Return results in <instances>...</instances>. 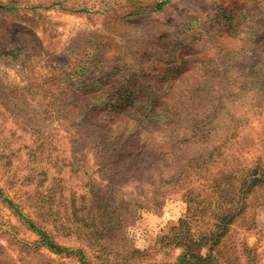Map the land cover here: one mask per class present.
<instances>
[{
	"label": "rangeland",
	"instance_id": "rangeland-1",
	"mask_svg": "<svg viewBox=\"0 0 264 264\" xmlns=\"http://www.w3.org/2000/svg\"><path fill=\"white\" fill-rule=\"evenodd\" d=\"M156 1L0 0V264H82L73 252L38 246L39 235L4 198L57 243L80 249L88 264L173 262L185 249L161 241L163 234L174 231L171 227L187 209L185 189L161 179L171 173L169 168L161 177L121 175L112 165L101 163L102 152L92 136L76 126L77 115L51 109L49 97V90L62 82V70L72 73L70 82L96 78L94 73L80 76L76 70L97 53L107 52L112 61L123 57L128 62L132 52L153 51L166 57L162 43L187 37L195 51L186 74L190 78H199L201 70L212 69L222 57L226 60L227 46L235 38L222 35L225 19L214 3L229 0H168L158 10L124 15ZM239 20L243 21V15L237 13L231 31ZM249 25L239 26L236 43L252 36ZM237 62L241 68L225 75L223 99L228 114L242 118L231 147L234 157L229 160L236 170L241 166L244 170L256 159L264 164V104L246 110L245 94L251 85L242 70L250 61L238 57ZM161 66L157 79L169 76L166 66ZM170 82L163 78L159 84L165 88ZM111 118L114 128L134 129L133 122L126 125L121 114ZM196 148L189 147L191 154L201 156ZM189 173L188 180L201 179L192 168ZM245 199L242 213L213 247L220 264H264V187L247 192ZM91 202L98 207L106 204L105 223L98 224ZM211 222L205 215L190 226L196 231ZM211 244L210 240L196 252L206 255Z\"/></svg>",
	"mask_w": 264,
	"mask_h": 264
},
{
	"label": "trees",
	"instance_id": "trees-1",
	"mask_svg": "<svg viewBox=\"0 0 264 264\" xmlns=\"http://www.w3.org/2000/svg\"><path fill=\"white\" fill-rule=\"evenodd\" d=\"M167 1L157 0L153 6L135 7L124 15L158 10ZM214 4L215 11H221L219 14L225 19L221 23L222 35L230 34L236 39L239 26L250 23L246 28L252 36L240 43L233 39V44L227 46L226 60L221 56L222 60L212 69L201 70L199 78L186 75L191 70L195 51L185 37L162 43L167 48L164 50L166 57H160L153 51L132 52L128 62L123 57L112 61L107 52L97 53L94 60L88 64L84 61L76 70L80 76L94 73L96 78L70 82L72 73L62 70L59 77L62 84L55 90H49L50 104L54 106L51 109H65L71 115H77L75 124L92 136V141L102 152L101 163L112 165L121 175H133L139 179L146 174L161 177L169 168L171 173L166 178L161 177L163 183L185 189L186 214L171 227L173 232L169 230L161 236L162 242L184 245L185 249L173 262L154 264H220L218 256L212 252L214 245L219 244L226 226L242 213L241 205L246 200V193L264 187V164L258 159L246 170H242L244 166L236 170L230 163L229 159L234 157L230 153L231 147L242 118L228 114L229 107L223 99L224 81L228 80L225 75L241 68L237 62L239 57V60L250 61L249 66L242 70L249 76L251 85L245 94L246 110L264 104V1L229 0L226 4L225 1ZM237 13L243 15V21H236L231 31V20ZM242 44L246 47L243 48ZM198 52L204 51L200 49ZM217 57L215 55L212 59ZM95 60L104 63L98 65ZM161 64L166 66L169 76L157 79ZM163 78L171 81L165 88L159 84ZM229 99L234 98L229 95ZM114 114H121L126 125L133 122L134 129L114 128V119L111 118ZM191 145L198 147L196 149L202 155H192ZM191 168L200 174V180H188ZM4 199L39 235L38 246L44 245L57 253L73 252L82 264H88L80 249H70L57 243L48 231L23 216L16 204ZM224 200L229 202V206ZM89 206L96 214L98 224L105 223L106 216L102 213L108 209L106 204L98 207L91 202ZM204 214L211 217V224L193 231L191 222L204 217ZM175 237H182V240L175 241ZM210 240L212 244L206 255L196 252Z\"/></svg>",
	"mask_w": 264,
	"mask_h": 264
}]
</instances>
